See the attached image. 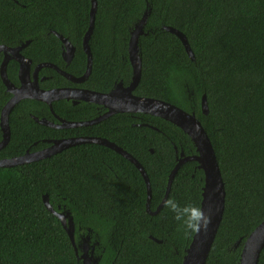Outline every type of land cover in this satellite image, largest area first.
<instances>
[{"label":"trees","instance_id":"1","mask_svg":"<svg viewBox=\"0 0 264 264\" xmlns=\"http://www.w3.org/2000/svg\"><path fill=\"white\" fill-rule=\"evenodd\" d=\"M97 1L88 39L92 72L84 87L107 93L121 80L132 82L131 32L148 13L139 37L142 75L134 94L195 113L202 123L226 189L224 215L206 264H240L244 242L264 222V0ZM91 7V0H0V46L30 41L22 53L33 66L50 62L81 76L87 69L83 42ZM168 27L186 36L194 60ZM55 32L76 48L67 67ZM41 75L52 76L44 88L71 85L52 69L43 68ZM8 77L17 82L14 61ZM8 99L0 75V115ZM53 109L74 122L103 112L95 104L67 101L54 102ZM33 116L52 117L39 101L15 106L0 160L48 146L44 140L50 138L107 139L144 167L152 212L165 198L181 152L197 155L180 127L149 114L119 113L98 124L67 129L44 126ZM204 185V171L188 161L173 179L167 199L201 207ZM45 195L55 211L71 213L76 242L89 237L98 264H183L194 236L178 231L164 205L156 215L148 212L147 185L131 161L106 146L80 144L39 161L0 167V264H83L62 222L46 207ZM259 264H264V248Z\"/></svg>","mask_w":264,"mask_h":264},{"label":"water","instance_id":"2","mask_svg":"<svg viewBox=\"0 0 264 264\" xmlns=\"http://www.w3.org/2000/svg\"><path fill=\"white\" fill-rule=\"evenodd\" d=\"M92 7H91V21L89 30L86 33L84 37L83 47L84 51L87 54V71L84 77L82 78H75L72 75L67 74L66 72H63L59 70L54 65L49 64H42L39 65L36 70L35 74L38 73V71L42 67H52L58 72H60L61 75H63L67 80L75 82V83H81L83 82L92 72V53L88 45V39L90 35L93 32L94 28V20H95V14L97 11L98 1L97 0H91ZM148 16V13L144 15L141 22L136 25L135 29L131 32V39L129 43V56H130V62L133 68V80L129 88L125 89V92L127 95H119L118 90L112 89L108 95H102L99 93V95H95V97H100L102 99L114 96L117 99L116 102L120 105L117 109H110L108 113L100 118L85 121V122H67L61 120V125L57 126L56 128L60 129H67V128H76V127H83V126H91L94 124H98L101 121L109 118L110 116H113L118 113H144L149 114L157 117H161L176 126L180 127L186 134H188L193 141L196 150L197 155L194 156H185L184 152H181L180 158H178V163L173 169L172 173L170 174L167 193L165 195L164 200L162 201L161 205L158 207V209L155 212H152L150 210V201L152 198V189L149 177L144 169V167L128 152L114 144L113 142L102 139L99 137H79V138H70L66 140L56 141L53 143V145L47 150L40 152V154H34V155H28L26 153L25 155L17 158L12 159H2L0 160V167H14L17 165H22L25 163H30L34 161H39L48 157H51L52 155H55L59 152H62L65 149H68L70 147L80 145V144H98L106 146L129 161H131L141 172L142 176L145 179L146 185H147V193H148V199H147V210L150 214L156 215L159 213L161 208L164 205V201L167 200L168 195L171 190L173 179L175 178L178 170L180 167L188 162V161H196L199 164V168L204 171L205 174V185L203 187V193H202V203L201 207L203 208L204 212L211 217V223L209 224L207 231H201L198 235H194L192 242L188 249L186 250V255L184 256L183 264H206L207 259L209 257L210 251L213 247L214 241L216 239L224 211H225V204H226V189L225 184L222 178V173L218 164V160L216 158L215 151L213 149V146L211 144L210 138L205 131L202 123L198 120L195 113H188L187 111L181 109L180 107H177L175 105H172L168 102L157 100L153 98H144V97H135L133 95V91L136 89L141 75H142V60L139 55V37L144 34V25L146 23V18ZM169 32L175 34L178 36V38L182 41L186 52L190 56L191 59H195L194 54L190 48V45L188 43V40L186 36L181 33L180 31L168 27L166 28ZM57 35V34H56ZM58 38L62 41L63 45L68 49L71 50V58L73 57L75 53V49L72 46V44L68 41L67 38H64L61 35H57ZM29 41L22 45L21 47L9 49L6 46H0V52H4L6 54V59L3 61L1 67H0V75L3 80V83L6 85L8 90L12 91L14 90L12 84L9 81V78L7 76V59L8 50L11 51L14 54H19L22 48L26 47ZM67 50L63 54V56L67 57L68 52L70 50ZM7 51V52H6ZM67 53V55H66ZM22 58V57H21ZM22 66L25 65L24 62L27 60L23 57L22 59L17 58ZM27 71V70H26ZM21 70V74H23ZM22 78V76H21ZM36 83V90L33 93V95H52L60 93V95H66L71 91L72 89H56L52 90L50 92H45L39 87L38 81L35 80ZM119 90L123 87L122 83L118 84ZM21 91V89H19ZM88 92L87 90H84ZM15 93V90H14ZM91 95L94 94V92L90 93ZM118 94V95H117ZM15 96L8 102V104L3 108L1 112V118H0V127L3 132V140L0 142V150H2L9 142L10 136H11V130L9 125V117L11 114V111L13 110L14 106L21 100V98H17V93L14 94ZM35 99H38L40 101L48 102L50 104V107H52V103L49 100H46L42 97H35ZM61 97L54 98L53 100H59ZM114 99V98H113ZM127 99V100H126ZM120 100L121 103H120ZM202 111L204 114H208V105H207V99L206 96H203L202 101ZM36 121L39 124H42L44 126H54L53 124L45 121V120H37ZM44 203L46 207L54 213L62 222V225L64 226L66 232L68 233V236L71 239L72 244L74 245V248L76 250V253L79 254L80 250L83 251L85 249L81 243H77L75 240V224L73 216L70 212H57L54 210L52 205L50 204L48 195H45L43 197ZM154 239V238H153ZM155 240V239H154ZM158 241V240H157ZM84 242H90V238L87 237V239ZM160 242V241H158ZM264 248V222L260 224L246 239L244 242L242 252H241V259L240 264H259L260 255ZM95 247H92V255L88 256L87 251H84L80 255V259H82L83 264H97L99 259L93 258Z\"/></svg>","mask_w":264,"mask_h":264},{"label":"flooded vegetation","instance_id":"3","mask_svg":"<svg viewBox=\"0 0 264 264\" xmlns=\"http://www.w3.org/2000/svg\"><path fill=\"white\" fill-rule=\"evenodd\" d=\"M61 35V34H59V33H56L55 32V35ZM56 35V36H57ZM61 36H63V35H61ZM58 37V36H57ZM64 37V36H63ZM65 38V37H64ZM68 39V38H67ZM61 41V40H60ZM68 41H69V39H68ZM62 42V41H61ZM70 42V41H69ZM27 43V42H26ZM26 43H22L19 47H21L22 45H25ZM29 43H30V41H29ZM28 43V44H29ZM71 43V42H70ZM27 44V45H28ZM72 44V43H71ZM4 46V45H3ZM73 46V45H72ZM7 48H9V49H14V48H18V46H14V47H10V46H6ZM74 47V46H73ZM25 48V47H24ZM24 48H22V50L20 51V53L19 54H14V53H12L11 51H9L8 50V52H7V55L9 56L8 57V59H7V76H8V65L10 64V62H12V61H14L15 62V66L17 65V82L15 83V82H12L10 79H9V81H10V83L12 84V86L14 87L13 89L15 90V93H17V95H16V97L17 98H21V100L16 104V105H18L20 102H22V101H26V100H35V101H39V102H41V103H43V104H45L46 106H48L49 107V111H50V113H51V115H52V117L51 118H49V117H42V118H38V117H36V116H33L34 118H35V121H36V119L37 120H39V121H41V120H45V121H47V122H49V123H51V124H53L54 126H48V127H50V128H55V129H60V128H56L57 126H60L61 125V123L63 122V121H67V122H74V121H68V120H65V119H63L61 116H59L55 111H54V109H53V103L54 102H60V101H67V102H71V104L72 105H79V104H81V103H88V104H95V105H97V106H100V107H102V109H103V112L101 113V115L99 116V117H97V118H100V117H103V116H105L107 113H108V111L110 110V109H117V108H119L120 107V105H122L123 106V104H119L118 102H116V100L115 99H117L115 96L116 95H114V96H109V97H107L106 96V98H104V99H102V98H100V97H95V95H99V93L100 92H97V91H94V90H91V89H89V88H86V87H84V84H85V82L88 80V78H89V76L83 81V82H81V83H75V82H72V81H69L70 82V84L71 85H69V86H59V87H56V88H44V86H43V84H44V82H46L47 80H49L52 76H47V75H41V71H42V69L43 68H48V69H52V70H54L56 73H58L59 75H61L60 74V72H58V70H56V69H54V68H52V67H42L39 71H38V73H36L35 74V70H36V68L39 66V65H42V64H49V65H54V66H56L59 70H61V71H63V72H66L67 74H69V75H72V74H70V73H68L67 71H65L63 68H61V67H59L58 65H56V64H53V63H50V62H39V63H37L35 66H33V60L31 59V58H28V57H26L23 53H22V51H23V49ZM69 49V48H68ZM64 45H63V43H62V59H63V66H65V67H67V66H69L70 64H71V62L73 61V59H74V57H75V53H76V48L74 47V49H75V53H74V55H73V57L71 58V55H72V53H71V50L68 52V55H67V53H66V55H67V57H66V59H65V57L63 56V54L65 53V52H67V50H68ZM0 54H2V61H1V65H2V63H3V61L6 59V54L4 53V52H0ZM24 57L27 61L26 62H24V64L25 65H23L22 66V69H21V64H20V62H19V60L17 59V58H19V59H22V58ZM1 65H0V67H1ZM21 70H22V72H24L23 74H21ZM27 70V71H26ZM86 71H87V69H86ZM86 71H85V73L83 74V75H81V76H74V75H72V76H74L75 78H82V77H84L85 76V74H86ZM21 76H22V78H21ZM62 77H64L63 75H61ZM9 78V77H8ZM65 78V77H64ZM35 80H37L38 81V84H39V87L42 89V90H44L45 92H50V91H52V90H56V89H66V90H70V89H72L71 91H69V93H67L66 95H60V93H57V94H52V95H46V94H43V95H33V93L35 92V90H36V83H35ZM3 81V80H2ZM119 83H122V85H123V87L119 90V87H118V84ZM132 83V82H131ZM131 83L130 84H124V82H123V80H121L120 82H118V83H116L115 84V86H114V88L113 89H115L116 88V90H118V94L119 95H127V93L125 92V89L126 88H129L130 87V85H131ZM19 89H21V91H19ZM14 90H12V91H10V90H8V88L6 87V93L7 94H9V99H8V101L5 103V105L3 106V108L8 104V102L15 96L14 94ZM84 90H87L88 92H86V91H84ZM91 92H94V94L93 95H91L90 93ZM111 91H109V92H107V93H100V94H102V95H108V93H110ZM117 94V95H118ZM133 95L135 96V97H139V96H136L135 94H134V91H133ZM42 97V98H44V99H46V100H49L51 103H52V107H50V104L47 102H44V101H40V100H38V99H35V97ZM57 97H61V99H59V100H53L54 98H57ZM114 98V99H113ZM127 100V99H126ZM121 101L122 100H120V103H121ZM15 105V106H16ZM15 106H14V108H15ZM3 108H2V110H3ZM13 108V109H14ZM2 110H1V112H2ZM13 111V110H12ZM12 111H11V113H12ZM99 111H100V109H99ZM119 114V113H118ZM111 117V116H110ZM0 118H1V115H0ZM97 118H95V119H97ZM61 120H62V122H61ZM94 120V119H93ZM90 121V120H89ZM81 122H85V121H81ZM10 125V124H9ZM66 139H70V138H68V137H58V138H53V139H45L44 140V143L46 144H48V146H44V147H42V148H39V149H37V150H34V151H30V150H28L26 153H28V155H36V154H40V152H43V151H47L52 145H53V143L54 142H56V141H61V140H66ZM2 142V141H1ZM44 144V145H45ZM37 146V145H36ZM87 239V238H86ZM86 239H83V241L82 242H80L81 243V245L85 248V249H83V251H81L80 250V252L82 253V252H84V251H87V254H88V256H91L92 255V247H93V245L92 244H90V242H84ZM93 258H95V259H99V257L96 255V253H95V250H94V253H93ZM99 262V261H98ZM98 264V263H97Z\"/></svg>","mask_w":264,"mask_h":264},{"label":"clouds","instance_id":"4","mask_svg":"<svg viewBox=\"0 0 264 264\" xmlns=\"http://www.w3.org/2000/svg\"><path fill=\"white\" fill-rule=\"evenodd\" d=\"M164 207L173 214V219L178 224V231H182L186 238L207 231L211 223V217L198 205H181L172 197L164 201Z\"/></svg>","mask_w":264,"mask_h":264}]
</instances>
